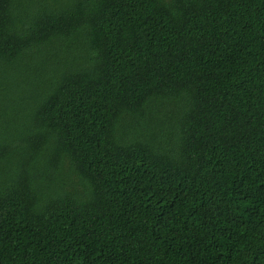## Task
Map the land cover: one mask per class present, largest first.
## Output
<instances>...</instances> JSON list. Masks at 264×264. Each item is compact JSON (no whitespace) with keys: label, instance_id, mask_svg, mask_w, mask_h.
Listing matches in <instances>:
<instances>
[{"label":"trees","instance_id":"16d2710c","mask_svg":"<svg viewBox=\"0 0 264 264\" xmlns=\"http://www.w3.org/2000/svg\"><path fill=\"white\" fill-rule=\"evenodd\" d=\"M0 264H264V0H0Z\"/></svg>","mask_w":264,"mask_h":264}]
</instances>
